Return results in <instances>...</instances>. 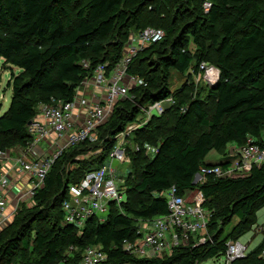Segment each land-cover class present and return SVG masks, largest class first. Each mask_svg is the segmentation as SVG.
I'll list each match as a JSON object with an SVG mask.
<instances>
[{
    "label": "trees",
    "instance_id": "trees-1",
    "mask_svg": "<svg viewBox=\"0 0 264 264\" xmlns=\"http://www.w3.org/2000/svg\"><path fill=\"white\" fill-rule=\"evenodd\" d=\"M200 1V6L197 0L181 1L187 12L180 34L161 19L167 16L165 0H0V59L20 71L10 84V107L0 117V152L31 143L28 126L41 104L69 102L99 65L108 62L114 68L132 32L154 27L166 34L131 65L130 73L147 86L133 89V98L116 106L97 143L82 145L58 160L34 206L21 207L0 233V264H59L70 247L78 249L72 260L78 262L88 246H101L106 264H197L204 258L224 257L229 241L252 231L257 213L264 208V164L249 173L234 172L228 170L227 156L230 147H243L249 139L264 148V0ZM206 1L212 4L209 12L203 8ZM154 48L159 53L155 74L144 69L145 56ZM202 63L220 70L219 81L208 89L206 99L195 96L193 87L169 90L170 70L193 77ZM169 97L175 104L134 132L136 143L156 146L157 151L151 158L144 149L135 152L143 164L140 168L136 162L139 156L134 159L137 179L126 202L111 204L104 222L91 219L79 234L64 222L62 203L68 198V185L105 164L115 137L136 120L142 107ZM100 148V155L89 158L96 167L76 168L78 157ZM212 151L226 158L212 165L225 172L194 184L201 168L211 166L206 158ZM174 186L179 194L203 193L204 208L212 214L211 240L198 247H193L194 242L178 246L162 259L139 258L125 251L123 243L137 238L139 220L168 215L166 196ZM227 197L232 202L224 206ZM122 205L126 213L119 211ZM235 217L238 223L226 233ZM263 251L261 245L231 264H264Z\"/></svg>",
    "mask_w": 264,
    "mask_h": 264
},
{
    "label": "built area",
    "instance_id": "built-area-1",
    "mask_svg": "<svg viewBox=\"0 0 264 264\" xmlns=\"http://www.w3.org/2000/svg\"><path fill=\"white\" fill-rule=\"evenodd\" d=\"M203 8L209 12L212 4L206 1ZM165 35L164 30L154 27L132 32L114 68L110 69L108 62L99 65L83 80L69 102L41 104L28 126L31 143L0 152V233L12 224L19 208L34 205L35 196L45 187L54 164L82 145L97 143L101 127L112 118L116 106L132 99L130 92L133 89L147 86L144 79L130 73L131 65L138 54L164 40ZM200 75L207 87L213 88L218 83L220 70L202 63L197 76ZM174 104V99L169 97L142 107L136 120L115 137V146L106 160L110 165L91 170L80 182L68 185V198L62 203L66 224L75 226L82 234L91 219L104 222L111 204H121L123 195L116 182V165L129 162V137ZM102 152L103 148H100L85 156H97ZM227 157L231 164L228 170L249 173L264 164V148L249 139L243 147H230ZM224 172L221 166H205L201 168L198 183H203L208 176L219 177ZM17 175L21 178L13 183L12 178ZM166 198L168 215L145 222L138 228L135 240L123 243L125 251L139 258L162 259L172 255L178 246L194 242L193 247H198L211 240L207 228L212 214L204 208L205 198L201 191L194 195L190 191L179 194L174 186ZM227 246L225 264L244 259L249 254L248 246L240 241H229ZM77 251L70 247L59 264H106L108 261L101 246H88L81 259L73 262Z\"/></svg>",
    "mask_w": 264,
    "mask_h": 264
},
{
    "label": "rangeland",
    "instance_id": "rangeland-1",
    "mask_svg": "<svg viewBox=\"0 0 264 264\" xmlns=\"http://www.w3.org/2000/svg\"><path fill=\"white\" fill-rule=\"evenodd\" d=\"M167 5H164L163 7H165L167 9V12H165V14L167 16H161L162 20H166V23L169 22L170 24H173L175 26V28L181 31L180 34L183 32L184 28V24L186 23V21H184V17L186 15L187 9L182 7L180 5L182 0H165ZM161 2H163V0H161ZM200 0H197V5L200 6L201 5ZM196 5V4H195ZM191 9L194 10V7H192ZM178 10V12H176ZM77 14V10L75 11H71V16L73 17V19L76 17ZM148 13L146 12V15ZM144 15V16H146ZM147 17V16H146ZM146 26H151V25H146ZM192 39V38H190ZM153 50H156L153 51ZM157 53H158V48H154L152 50H150L147 55L145 56V70H149V72L155 74L157 73L159 70L157 69ZM159 54V53H158ZM212 63V62H211ZM211 63H207L208 65H211ZM20 74V71L16 68V67H11V65L9 63H7L5 60L0 59V117L9 109L10 107V103H11V99H12V88H10V84L13 83V78L15 76H18ZM167 87L169 88V90L171 92H177V91H181L184 90L185 88H188V90H190L193 87V91L195 96L201 97L202 99H206L207 94H208V89L209 87H207L206 83L204 81H202V75L197 76H187L186 74H182L177 72L176 70H170V77L168 78L167 81ZM211 106L213 108V104L211 103ZM194 128V127H193ZM192 128V130H193ZM135 135L134 133L131 134V136L129 137V146H128V159L129 162L127 164H117L116 168H117V173L115 175L116 177V182H117V186L119 189H121L122 195H123V201L126 202L127 197H128V189L131 188L133 185H135V181L137 179L136 177V168L133 167L134 164V159L137 158L139 156V158L136 159V162L139 164L140 168H142V162H141V155H137L135 156V152H140L143 149L145 150L144 153L147 154L148 158H151L154 153L155 150L157 149L156 146L150 145V144H145L143 146H140L138 143L135 142L134 139ZM96 158L95 154H90L89 156H80L79 160H77L78 162H80L79 166H77L76 168H80V166L84 167L86 170L89 167H96L95 163H92V165L89 164L90 159L89 158ZM87 159V160H86ZM226 160V158L224 159L223 156H221L220 154H218L215 151H212L206 158V163L207 164H215V163H221L222 161ZM227 160L230 161V159L227 157ZM83 164V165H82ZM106 166L110 165L109 162L105 163ZM74 168V167H73ZM200 180V178H198V181ZM230 202H232L230 200L229 197L223 199V203L224 206L226 204H230ZM34 206V205H33ZM33 206H29L28 208H32ZM221 206V205H220ZM137 208V207H136ZM222 208V207H220ZM20 209V208H19ZM18 209V211H19ZM263 210V209H262ZM17 211V212H18ZM120 212H125V207L124 205H122V207L119 209ZM216 212L218 213V210H216ZM159 217H156L150 221H154ZM264 218V210L260 213V217L259 220H263ZM148 221V220H147ZM144 220H139L138 221V228H140L141 226H143L145 224ZM239 219L238 218H234L230 224L227 226L226 228V233H229L232 228L238 223ZM223 231V228H222ZM207 232H208V228H207ZM209 235V233H208ZM210 236V235H209ZM247 237L243 238L241 240V243H245ZM240 241V240H238ZM201 260H203V262H201ZM199 263L197 264H225V258L221 257L218 259H209L208 261H204V259H201Z\"/></svg>",
    "mask_w": 264,
    "mask_h": 264
},
{
    "label": "crops",
    "instance_id": "crops-1",
    "mask_svg": "<svg viewBox=\"0 0 264 264\" xmlns=\"http://www.w3.org/2000/svg\"><path fill=\"white\" fill-rule=\"evenodd\" d=\"M218 164V163H215ZM208 165H213V164H208ZM21 178L19 175L15 176L12 178L13 183L15 182V180ZM264 210V208H263ZM262 209L257 213V224L253 227L252 231L249 232L248 234H246L245 236H243L240 240L247 237L245 243L248 246V252H254L256 249H258V247H260L261 245H264V218L263 220H259L260 217V213L263 211ZM263 258H264V253L262 254Z\"/></svg>",
    "mask_w": 264,
    "mask_h": 264
},
{
    "label": "water",
    "instance_id": "water-1",
    "mask_svg": "<svg viewBox=\"0 0 264 264\" xmlns=\"http://www.w3.org/2000/svg\"><path fill=\"white\" fill-rule=\"evenodd\" d=\"M219 81V80H218ZM216 85L213 86V88L215 87ZM198 178H199V174L196 175L195 179H194V184H197L198 183Z\"/></svg>",
    "mask_w": 264,
    "mask_h": 264
}]
</instances>
